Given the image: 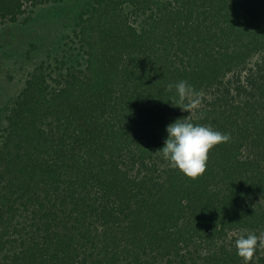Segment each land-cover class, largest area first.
Segmentation results:
<instances>
[{
    "label": "trees",
    "instance_id": "1",
    "mask_svg": "<svg viewBox=\"0 0 264 264\" xmlns=\"http://www.w3.org/2000/svg\"><path fill=\"white\" fill-rule=\"evenodd\" d=\"M60 1L0 0V21ZM76 19L4 114L0 264H264V0H92ZM177 119L230 136L195 179L156 152Z\"/></svg>",
    "mask_w": 264,
    "mask_h": 264
},
{
    "label": "rangeland",
    "instance_id": "2",
    "mask_svg": "<svg viewBox=\"0 0 264 264\" xmlns=\"http://www.w3.org/2000/svg\"><path fill=\"white\" fill-rule=\"evenodd\" d=\"M91 2L64 0L27 6L15 21H0V127L29 74L38 65L53 62L62 48L76 46L72 36L76 18Z\"/></svg>",
    "mask_w": 264,
    "mask_h": 264
},
{
    "label": "clouds",
    "instance_id": "3",
    "mask_svg": "<svg viewBox=\"0 0 264 264\" xmlns=\"http://www.w3.org/2000/svg\"><path fill=\"white\" fill-rule=\"evenodd\" d=\"M175 88L179 105L183 111L197 109L201 103V94L187 81L181 80L169 84ZM166 139L163 147L157 150L168 166L182 174L197 178L207 168L208 154L214 146L226 143L230 136L214 130L210 125L194 123L189 119H177L166 126ZM258 243L255 233L241 234L235 241L238 255L250 260Z\"/></svg>",
    "mask_w": 264,
    "mask_h": 264
}]
</instances>
